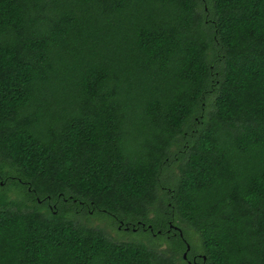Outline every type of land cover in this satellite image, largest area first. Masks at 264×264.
Returning <instances> with one entry per match:
<instances>
[{"label": "trees", "instance_id": "trees-1", "mask_svg": "<svg viewBox=\"0 0 264 264\" xmlns=\"http://www.w3.org/2000/svg\"><path fill=\"white\" fill-rule=\"evenodd\" d=\"M182 255L264 264V0H0V264Z\"/></svg>", "mask_w": 264, "mask_h": 264}, {"label": "rangeland", "instance_id": "rangeland-1", "mask_svg": "<svg viewBox=\"0 0 264 264\" xmlns=\"http://www.w3.org/2000/svg\"><path fill=\"white\" fill-rule=\"evenodd\" d=\"M94 223H95V221H94ZM96 223H97V225L102 226V227L104 225V222H100L98 220H96ZM104 230L112 238H115L116 241H118L120 239L119 237H123L124 239H127V241H129V239L134 241L135 239L138 238V234L137 233L127 232V231L126 232L125 231L117 232L118 230L116 229V227H112V226L111 227H104ZM162 248L165 249L164 246H162ZM185 248H186V246H185ZM200 264H203V263L201 262Z\"/></svg>", "mask_w": 264, "mask_h": 264}, {"label": "flooded vegetation", "instance_id": "flooded-vegetation-1", "mask_svg": "<svg viewBox=\"0 0 264 264\" xmlns=\"http://www.w3.org/2000/svg\"><path fill=\"white\" fill-rule=\"evenodd\" d=\"M168 227H167V230L166 231H169V229H172L173 231H175L180 237L182 236V235H180L181 234V231H180V229H179V227H176V226H172L171 224H168L167 225ZM125 229V228H124ZM183 241V240H182ZM183 243H184V245L186 246V244L187 243H185L184 241H183ZM188 245V244H187ZM189 247V246H188ZM182 254H184V253H182ZM182 257H183V259H184V261H185V264H200L201 262H200V255H197V256H191V258L190 259H187V256L186 255H182Z\"/></svg>", "mask_w": 264, "mask_h": 264}, {"label": "water", "instance_id": "water-1", "mask_svg": "<svg viewBox=\"0 0 264 264\" xmlns=\"http://www.w3.org/2000/svg\"><path fill=\"white\" fill-rule=\"evenodd\" d=\"M188 248V245H186V249Z\"/></svg>", "mask_w": 264, "mask_h": 264}]
</instances>
